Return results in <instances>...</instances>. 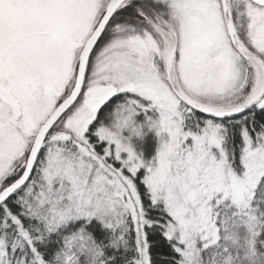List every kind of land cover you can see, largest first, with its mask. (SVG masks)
Listing matches in <instances>:
<instances>
[{"label":"snow or ice","instance_id":"snow-or-ice-1","mask_svg":"<svg viewBox=\"0 0 264 264\" xmlns=\"http://www.w3.org/2000/svg\"><path fill=\"white\" fill-rule=\"evenodd\" d=\"M0 264H264V0H0Z\"/></svg>","mask_w":264,"mask_h":264},{"label":"rangeland","instance_id":"rangeland-1","mask_svg":"<svg viewBox=\"0 0 264 264\" xmlns=\"http://www.w3.org/2000/svg\"><path fill=\"white\" fill-rule=\"evenodd\" d=\"M151 112L155 113L157 116H155V118H154V117L150 116L149 113H148L147 116H145V114L138 113V114L134 117V120H135L137 123H139V124H141V125H144L146 119H148V118H151V119H159V112H158V111L153 110V111H151ZM140 115H143V119H142V121L138 119V118L140 117ZM145 130H148V131L152 134V136H153V142H154V148H153V150L151 151L150 156L147 157V158L145 157L146 155H144V154L138 149V147L136 146V141H135V139H141V138H143V135H144V133H145ZM141 131H142V135H141V136H132V137H131V140H130V143L132 144V146H133V148H134V151H136L138 154H142V156H143L145 159H150V158H152V157L155 155V153H156V150H157V148H158V146H159L160 138L157 136V134H156V130H155V129H150V128H148L147 126L142 127V130H141ZM127 134H128V133H125V135H127ZM164 135H166V134H164Z\"/></svg>","mask_w":264,"mask_h":264},{"label":"trees","instance_id":"trees-1","mask_svg":"<svg viewBox=\"0 0 264 264\" xmlns=\"http://www.w3.org/2000/svg\"><path fill=\"white\" fill-rule=\"evenodd\" d=\"M149 115L152 116V117H154V118H155V116H157L153 112H149ZM138 119L142 121L143 115H140V117ZM135 141H136V146L138 147V149L144 155H146L145 156L146 158L149 157L150 154H151V151L154 148V142H153V136H152V134L148 130H145V133L143 135V138H141V139H135ZM95 226L97 228V235L98 236L103 237V236H106L107 235V233H105L103 230H101L98 225H95Z\"/></svg>","mask_w":264,"mask_h":264}]
</instances>
